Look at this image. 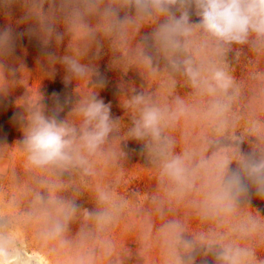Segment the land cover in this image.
I'll use <instances>...</instances> for the list:
<instances>
[{
	"label": "clouds",
	"instance_id": "obj_1",
	"mask_svg": "<svg viewBox=\"0 0 264 264\" xmlns=\"http://www.w3.org/2000/svg\"><path fill=\"white\" fill-rule=\"evenodd\" d=\"M16 2L0 0V10L8 12ZM23 6V20L31 22L30 34L45 46L52 41L59 45L66 34L85 42L83 50L74 55L59 57L48 52L47 60L64 66L66 82L94 77L97 89L104 86L97 66L83 62L97 33L126 44L130 28L138 30L156 21L145 47L136 50L135 62L156 75L153 61L163 58L171 75L186 77L198 94L210 97L199 118L212 134L206 138L211 151L208 155L200 149L173 152V141L165 129L180 117L193 114L180 98L175 109H169L144 93L133 95L125 105L135 112L128 137L144 142L169 197L187 200L202 220L229 229L189 236L181 221H167L160 228L165 264H196L197 256H211L213 264H264L250 243L257 236L264 239V220L243 211L253 197L264 200V120L258 113L245 120V133L255 137L245 151V137L233 132L241 120L233 111L241 88L226 60L233 45H249L257 55L264 54V0H23ZM129 8L135 15L121 17L120 11ZM193 15L196 22L191 20ZM90 17L98 18L97 25L90 24ZM14 47L11 27L0 31V96L11 93L25 70L15 64ZM150 48L155 49V56L147 51ZM99 57L97 47L92 59ZM112 66H119V61L114 60ZM253 79L262 85L258 99L264 102V73L254 74ZM15 103L21 111L14 120L23 134L18 143L28 165L46 178L38 181L44 191L32 190L25 210H20L15 197L7 210L0 205V264H37L24 241L27 229L32 230L43 257L39 264H112L114 246L108 233L120 220L127 201L108 187L98 188L97 209L83 210L86 223L75 239L69 240L67 234L81 209L75 200L60 195L59 181L64 174L96 176L99 158L107 165L123 155L115 148L105 149L119 124L111 115V104L92 91L72 109L80 120L77 124L59 118L63 111L59 104L46 114L35 102Z\"/></svg>",
	"mask_w": 264,
	"mask_h": 264
},
{
	"label": "rangeland",
	"instance_id": "obj_2",
	"mask_svg": "<svg viewBox=\"0 0 264 264\" xmlns=\"http://www.w3.org/2000/svg\"><path fill=\"white\" fill-rule=\"evenodd\" d=\"M125 14L134 16L135 10L122 9L120 16ZM24 15L23 0H17L8 12L0 10V31L11 27L15 64L25 68L11 93L0 96V205L7 210L9 201L15 197L20 203V210H25L31 200V191H44L38 181L46 178L45 173L28 165L26 155L18 143L23 134L19 123L14 120L15 114L21 111L15 101L35 102L43 106L46 114H51L59 104L63 106L59 118L79 124L80 120L72 114V109L89 93L98 91L99 98L106 104H111L113 119L119 121L118 130L110 136L105 149L112 147L123 155H118L115 161L107 165L102 157L99 158L96 176L83 177L79 173H73L59 177L62 184L60 195L75 200L81 209L67 238L75 239L80 227L86 223L83 210L97 209V189L105 187L127 201L120 220L108 233L114 246L112 264H165L160 228L169 220L181 221L189 236L207 235L212 230L228 232L227 226L218 227L214 222L202 220L187 200L178 201L169 197L166 182L161 181L159 167L145 148L144 142L128 137L135 112L125 105L133 95L144 93L158 106L169 109H175L176 99L180 98L193 114L180 117L165 129V134L173 141V152L180 154L186 149H200L203 154L208 155L211 151L206 138L212 134L206 122L199 118L207 109L210 97L198 94L186 77L171 75L163 58L153 61L158 68L156 75L150 74L148 69L135 62L136 50L145 47V39L151 36L156 21L138 30L130 28L126 44H117L114 37L97 33L96 39L91 42L88 56L83 61H91L97 66L104 80V86L97 89L94 87V77L91 81L73 79L66 82L67 72L64 66L47 60L48 52L59 57L74 55L78 50H83L85 42L76 41L66 34L59 45L52 41L45 46L38 36L30 34L31 22L24 21ZM197 19L195 15L191 17L193 22ZM89 22L95 26L98 18L90 17ZM59 30L65 32L63 26ZM97 47L100 49V57L93 60ZM147 51L156 55L154 48ZM237 51L239 56L236 55ZM114 60L119 61V66H112ZM226 60L241 88V95L233 105V111L240 115L241 120L233 132L245 137L243 149L247 151L255 137L245 133V120L253 113H258L260 119L264 120V112H261L264 102L258 99L262 85L260 81L253 79L254 74L264 73V54L257 55L249 45H233ZM171 80H175L174 85ZM243 211L264 220V200L253 197L251 205ZM24 241L39 264L43 257L39 255L31 229L24 230ZM250 243L256 249L257 259L264 260V239L257 236ZM196 264H213V258L197 256Z\"/></svg>",
	"mask_w": 264,
	"mask_h": 264
}]
</instances>
